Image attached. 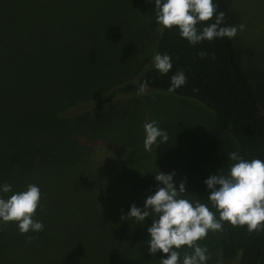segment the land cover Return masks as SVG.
<instances>
[{
	"label": "trees",
	"instance_id": "1",
	"mask_svg": "<svg viewBox=\"0 0 264 264\" xmlns=\"http://www.w3.org/2000/svg\"><path fill=\"white\" fill-rule=\"evenodd\" d=\"M88 1L87 14L69 18L70 0H0V264L35 263L30 254L64 249L55 241L62 237L89 240L104 260L123 253L107 259L115 264L136 260L114 237L138 238L146 243L143 264H175L167 255L178 246L170 216L136 217L159 206L158 194L83 184L89 163L82 146L99 134L118 138L144 117L142 95L152 91L200 104L233 139L237 195L218 253L225 262L264 264V77L254 94L233 47L228 0H158L157 62L124 80L131 64L116 36L134 34L124 0H98L90 10ZM140 24L147 31L149 21ZM189 183L174 180V200H190ZM83 201L92 205L90 222ZM156 220L168 233L149 237ZM95 237H103L100 245Z\"/></svg>",
	"mask_w": 264,
	"mask_h": 264
},
{
	"label": "rangeland",
	"instance_id": "2",
	"mask_svg": "<svg viewBox=\"0 0 264 264\" xmlns=\"http://www.w3.org/2000/svg\"><path fill=\"white\" fill-rule=\"evenodd\" d=\"M96 2L99 1H88L87 9ZM228 5L235 25L233 47L254 93L264 77V0H228ZM70 6L73 13L68 9L64 11L69 18L73 14L83 16L88 13L85 0H70ZM122 7L128 8H125L124 19L133 23L134 34L126 32L122 38L116 36L131 64V69L121 72L120 80L132 77L145 64H156L158 36V25L155 24L158 0H124ZM116 16L120 20L121 15ZM145 20L149 21L147 31L140 24ZM142 98L145 107L142 119L128 122L118 138L99 134L95 136V142L82 146L86 161L91 164L87 166L84 187L98 181L101 192L108 188L110 193L127 189L158 194L159 206L147 208L136 217L145 216L149 223L154 211L170 216L178 246L168 250V258L175 255V264H234L222 261L218 253L225 219L237 195L239 158L233 139L218 127L210 111L192 100L155 91L143 94ZM110 177H116L119 185L116 186ZM175 179L178 185H187L191 180L190 200L179 202L171 196ZM104 184L107 185L105 188ZM179 190L176 188L177 192ZM88 195L83 198L89 200ZM83 202L85 210L81 215L84 221L90 222L88 210L92 205ZM148 229L151 231L149 237L168 233L157 220L154 228L149 225ZM71 230L72 235L78 234L75 227ZM101 238L90 240L100 245ZM62 239V242L55 241L60 246L65 243L64 249L52 248L47 253L30 254L37 257L35 263L30 264H36V261L39 264H113L108 260L125 259L123 253L113 251L114 257L108 260L96 257L103 254L99 248H91L92 243L89 240L87 243L83 237ZM114 239L118 248H126L131 253L136 260L134 264H143V256L147 254L142 253L146 249L144 241L126 237ZM159 252L155 251V254ZM168 261L156 260L158 264H171L172 261Z\"/></svg>",
	"mask_w": 264,
	"mask_h": 264
}]
</instances>
